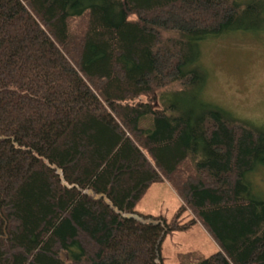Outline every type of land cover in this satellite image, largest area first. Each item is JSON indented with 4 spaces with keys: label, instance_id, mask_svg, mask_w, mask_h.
Here are the masks:
<instances>
[{
    "label": "trees",
    "instance_id": "obj_1",
    "mask_svg": "<svg viewBox=\"0 0 264 264\" xmlns=\"http://www.w3.org/2000/svg\"><path fill=\"white\" fill-rule=\"evenodd\" d=\"M263 28L264 0H0V264H163L195 221V264H264V128L202 101L199 66ZM164 181L175 219L136 212Z\"/></svg>",
    "mask_w": 264,
    "mask_h": 264
},
{
    "label": "rangeland",
    "instance_id": "obj_2",
    "mask_svg": "<svg viewBox=\"0 0 264 264\" xmlns=\"http://www.w3.org/2000/svg\"><path fill=\"white\" fill-rule=\"evenodd\" d=\"M199 50V66L207 76L202 101L237 120L264 128V28L202 41ZM250 177L253 194L264 201V167H257ZM146 191L136 212L174 220L183 202L168 182H155ZM193 218L185 210L179 220L186 223ZM217 252L214 240L197 221L171 232L161 247L163 264H195Z\"/></svg>",
    "mask_w": 264,
    "mask_h": 264
},
{
    "label": "water",
    "instance_id": "obj_3",
    "mask_svg": "<svg viewBox=\"0 0 264 264\" xmlns=\"http://www.w3.org/2000/svg\"><path fill=\"white\" fill-rule=\"evenodd\" d=\"M96 198H99L98 196H96Z\"/></svg>",
    "mask_w": 264,
    "mask_h": 264
}]
</instances>
